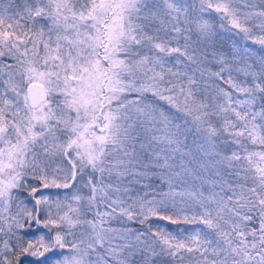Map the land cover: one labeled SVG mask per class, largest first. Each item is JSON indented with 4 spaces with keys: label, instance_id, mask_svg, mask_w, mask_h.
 <instances>
[{
    "label": "snow or ice",
    "instance_id": "snow-or-ice-1",
    "mask_svg": "<svg viewBox=\"0 0 264 264\" xmlns=\"http://www.w3.org/2000/svg\"><path fill=\"white\" fill-rule=\"evenodd\" d=\"M0 264H264V0H0Z\"/></svg>",
    "mask_w": 264,
    "mask_h": 264
}]
</instances>
